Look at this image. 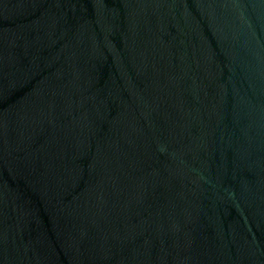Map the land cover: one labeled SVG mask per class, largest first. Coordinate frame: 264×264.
Masks as SVG:
<instances>
[{"label":"water","instance_id":"1","mask_svg":"<svg viewBox=\"0 0 264 264\" xmlns=\"http://www.w3.org/2000/svg\"><path fill=\"white\" fill-rule=\"evenodd\" d=\"M0 264H264V0H0Z\"/></svg>","mask_w":264,"mask_h":264}]
</instances>
